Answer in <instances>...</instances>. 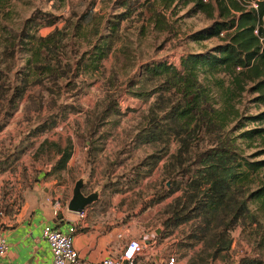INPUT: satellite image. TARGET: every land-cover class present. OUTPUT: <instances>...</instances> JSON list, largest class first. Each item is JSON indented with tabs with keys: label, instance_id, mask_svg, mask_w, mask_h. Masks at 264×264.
Wrapping results in <instances>:
<instances>
[{
	"label": "rangeland",
	"instance_id": "obj_1",
	"mask_svg": "<svg viewBox=\"0 0 264 264\" xmlns=\"http://www.w3.org/2000/svg\"><path fill=\"white\" fill-rule=\"evenodd\" d=\"M166 1L135 2L132 15L121 21L116 37L109 43V55L96 72L85 69L96 44L95 37H80L76 27L81 24L85 32L92 33L100 19L87 28L84 24L96 14L103 20L100 36L106 34L107 21H116L119 15L129 12L121 6L125 0H6L0 5V69L3 78L10 81L7 85L13 88L10 94L16 88L27 87L17 111L7 123L5 113H0V126L5 122L0 131V161L8 159L11 163L14 149L21 142L20 147L34 145L10 171L0 174L1 195L16 197L23 189L41 182L51 196H59L66 202L72 199L75 184L82 179L85 195L97 193L98 201L108 210H116L111 212V217L121 213L126 224L134 225L139 233L135 241H144L140 237L148 232L150 237H156L162 246L161 253H157L162 260L174 256L179 264H236L245 256H264V246L260 244L264 215L256 209L254 214L259 222L247 220L236 225L229 234L230 250L217 258L209 244L216 231L205 242L196 243L189 235L199 233L198 222L177 229L164 225L169 207L183 195L179 191L158 202L175 185L166 177L165 170L172 169L176 162L178 144L170 135L158 142H143L144 128L151 120L163 116L164 106L158 105L154 97L145 100L132 95L137 90H153L157 85L156 82L143 85L137 76L150 61L178 64L185 54L213 51L221 43L220 38L192 40V35L202 32L213 21L204 13L193 11L194 4H187L186 0H175L170 9L165 8ZM88 11L89 18L82 22V15ZM40 14L55 18L56 24L37 30L38 37H46L56 29L61 31L56 39L62 38V44L53 48V55L62 63L59 71L62 76L41 71L28 76L29 53L12 43L11 37L20 35L26 21ZM4 52H8L6 57ZM37 66L42 67V63L38 62ZM9 67L12 70L8 73ZM131 81L136 85L132 86ZM252 98L245 94L241 107L249 114H256L259 109L250 102ZM56 121L55 128L34 137L38 127H49ZM54 144L62 149L71 145L73 157L65 171L51 175L59 158ZM114 188L121 192L115 194Z\"/></svg>",
	"mask_w": 264,
	"mask_h": 264
},
{
	"label": "trees",
	"instance_id": "obj_2",
	"mask_svg": "<svg viewBox=\"0 0 264 264\" xmlns=\"http://www.w3.org/2000/svg\"><path fill=\"white\" fill-rule=\"evenodd\" d=\"M5 1L0 0V5L3 6ZM253 1H256L257 9L251 7ZM135 2L139 0L121 3L129 12L119 15L116 21H107V32L101 36L103 20L96 14L88 23H82L87 28L100 19L92 33L85 32L81 24L77 25L80 37L94 36L96 41L85 63L87 71L99 70L109 55V43L116 37L121 21L132 15L131 7ZM174 2L167 0L165 8L170 9ZM186 2L194 4L193 11L202 12L213 21L208 28L190 38L195 42L220 38L221 43L213 51L185 54L178 64L166 60L145 63L137 78L140 76L143 85L148 82L157 85L153 90H137L132 95L145 100L154 97L158 105L164 106L163 116L151 120L144 128L143 142H158L163 136L170 135L178 144L174 155L176 162L172 169L165 170L166 177L175 185L172 191L161 195L158 202L179 191H183V195L169 207V217L164 225L168 229H177L198 222L199 233L189 235L196 243L205 242L216 231L209 244L217 258L230 250L229 234L236 225L247 220L258 223L255 209L264 215V0ZM89 16L90 11L82 15V22ZM55 24V18L40 14L26 21L18 37H11L14 47L21 45L29 53L26 64L32 74L28 72V76L33 77L38 71L55 77L63 75L59 74L62 63L53 55V48L62 44V38L56 39L61 31L56 29L46 37L36 35L40 28ZM17 40L18 44L15 43ZM7 54L4 52L5 57ZM11 54L13 58L15 52ZM38 62L42 67L37 66ZM11 70L10 67L6 69L8 73ZM8 81L1 72L0 113H5L6 123L27 92L24 86L10 94L13 88L7 85ZM131 85L135 86L136 82L131 81ZM245 94L253 97L250 102L259 109L256 114L242 109ZM57 125L58 121L50 123L49 127H38L34 137ZM4 126L5 122L0 131ZM21 143L15 147L11 163L8 159L0 161V174L10 171L13 164L34 146L20 147ZM53 148L59 158L51 175L65 171L73 157L71 145L62 149L54 144ZM250 149L253 151L247 153ZM113 190L115 194L121 192L118 188ZM260 244L264 246V236ZM236 264H264V256H245Z\"/></svg>",
	"mask_w": 264,
	"mask_h": 264
},
{
	"label": "crops",
	"instance_id": "obj_3",
	"mask_svg": "<svg viewBox=\"0 0 264 264\" xmlns=\"http://www.w3.org/2000/svg\"><path fill=\"white\" fill-rule=\"evenodd\" d=\"M1 180L0 211L3 214L0 215V236L6 239L9 250L0 258V264H51V251L42 236L47 224L62 232L75 228V248L87 262L120 256L125 245L139 237L132 223L126 224L120 217L121 213L111 217V212L116 210H108L101 201H96L95 206L90 205L83 214H77L67 208L70 198L63 202L61 197L51 196L41 182L23 189L16 197L13 194L3 197ZM58 199L61 200V208L55 206ZM148 237L150 232L140 238H145L143 242L150 251L140 256L135 264H165L167 258L162 260L157 254L162 251L161 243L155 236Z\"/></svg>",
	"mask_w": 264,
	"mask_h": 264
},
{
	"label": "built area",
	"instance_id": "obj_4",
	"mask_svg": "<svg viewBox=\"0 0 264 264\" xmlns=\"http://www.w3.org/2000/svg\"><path fill=\"white\" fill-rule=\"evenodd\" d=\"M251 7L257 9L256 1L251 3ZM57 208H61V200L55 202ZM0 211V215H2ZM76 229L71 228L68 232H62L50 224L44 226L42 231L43 239L48 243L51 251V264H135L136 260L150 251L148 245L143 241H129L125 247L123 254L120 256H107L97 262H87L83 260L79 252L75 248ZM121 237V236H120ZM9 250L8 244L4 237L0 236V258L5 256ZM165 264H179L176 257L169 256Z\"/></svg>",
	"mask_w": 264,
	"mask_h": 264
},
{
	"label": "water",
	"instance_id": "obj_5",
	"mask_svg": "<svg viewBox=\"0 0 264 264\" xmlns=\"http://www.w3.org/2000/svg\"><path fill=\"white\" fill-rule=\"evenodd\" d=\"M84 181L80 179L74 187L72 199L69 201L67 208L69 211L83 214L84 211L93 203L98 201L99 195L97 193L85 195L83 192Z\"/></svg>",
	"mask_w": 264,
	"mask_h": 264
}]
</instances>
